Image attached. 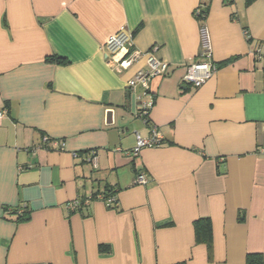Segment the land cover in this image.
<instances>
[{
	"label": "crops",
	"instance_id": "0c3cea01",
	"mask_svg": "<svg viewBox=\"0 0 264 264\" xmlns=\"http://www.w3.org/2000/svg\"><path fill=\"white\" fill-rule=\"evenodd\" d=\"M247 3L0 0V264H264V0ZM197 9L217 73L194 89L183 76L200 61ZM121 28L137 57L117 70L105 45ZM147 54L167 74L130 90ZM152 128L164 142L125 156ZM91 151L94 166L82 164ZM106 187L113 209L64 211ZM21 204L30 218L16 223L8 210ZM197 220L210 224V251Z\"/></svg>",
	"mask_w": 264,
	"mask_h": 264
},
{
	"label": "built area",
	"instance_id": "2783aa9c",
	"mask_svg": "<svg viewBox=\"0 0 264 264\" xmlns=\"http://www.w3.org/2000/svg\"><path fill=\"white\" fill-rule=\"evenodd\" d=\"M195 15L201 21L199 26V43H200V54H199V62L190 65L185 70V74L183 76V84H187L194 89H198L203 86L209 79H211L217 73V65L213 63L212 59V50L209 40V35L207 28L204 23H202V12L201 9H197L195 11ZM132 43V35L125 29L121 28L115 34L109 37L106 45V56L107 58L117 65L116 69L121 70L130 66V64L135 61L136 55L134 53H130ZM146 70H140L134 74V76L129 80L128 87L130 90H134L136 87L140 86L144 90H147L152 80L157 78H162L167 74L168 65L154 57L152 54H147L146 57ZM149 105H143L137 110L136 117L142 119L145 123L147 117V111L149 109ZM4 112L0 113V119L4 115ZM163 142L162 136L157 129L152 128L150 137L141 138L139 135H136V144L132 150L125 151L124 155L129 158H135L139 155L140 151L144 148L149 147H157ZM51 145L53 149L58 151L62 150V144L60 141L50 140L49 138H42L41 146L46 148ZM264 152V145H263ZM95 152L91 151L85 155L80 157L81 161L84 163H89L94 166L95 163ZM75 156V155H74ZM148 183V178L142 172H139L135 176V184L144 186ZM89 196L88 200L85 201V205L90 203ZM95 199L100 201L106 205L113 206L116 202L115 197L110 196L106 198L104 194H98ZM80 201L75 199L72 202L65 204L64 210L67 213H72L76 211L79 207Z\"/></svg>",
	"mask_w": 264,
	"mask_h": 264
},
{
	"label": "trees",
	"instance_id": "16d2710c",
	"mask_svg": "<svg viewBox=\"0 0 264 264\" xmlns=\"http://www.w3.org/2000/svg\"><path fill=\"white\" fill-rule=\"evenodd\" d=\"M250 1H252V0H247V2L249 3ZM247 3V4H248ZM206 15H204V17H205ZM199 19V18H198ZM204 19V18H203ZM248 38V40H250L249 39V37H247ZM47 61H49V62H54V63H56V64H58V65H63V66H65V65H67L68 64V62L65 60V59H63V58H61V57H58V56H50L48 59H47ZM146 119V122H145V124L146 125H148V123H149V121H148V114H147V117H145ZM164 142V141H163ZM162 142V143H163ZM161 143V144H162ZM160 144V145H161ZM159 146V145H158ZM88 153V152H87ZM76 156H78V155H76ZM82 155H80V157H81ZM81 163L82 164H88V165H92V164H89V163H84V162H82L81 161ZM105 193H103L104 194V196L106 197V198H108V197H110V196H113V197H115V193H116V191H115V189L114 188H112V187H106L105 188ZM98 194H93V195H90L91 196V198H90V203H92L93 201H97L96 199H95V197L97 196ZM88 198H89V196H86V197H76L75 199H78L79 201H80V204H79V207H78V209L76 210V211H74V212H72V213H67L66 212V214L67 215H71V214H73V213H75V212H81V211H83V210H85L86 208H88V206L90 205V203L88 204V205H85L84 203H85V201L86 200H88ZM75 199H73L72 201H74ZM116 199V198H115ZM72 201H70V202H72ZM69 203V202H68ZM67 204V203H66ZM115 204H116V202L114 203V205L113 206H109V205H106V207L107 208H109V209H113L114 207H115ZM65 206V205H64ZM64 208V207H63ZM7 210L8 209H6V212H7ZM9 212H11L13 215H15V217H16V220H15V222L16 223H22V222H25V221H28L29 220V218H30V212H28V209H27V206L25 205V204H21V205H19V206H17V207H15V208H12V209H10V210H8ZM65 211V210H64ZM193 227H194V236H195V242L196 243H203L205 246H206V248H207V250H209L210 251V249H211V246H212V244H211V227H210V224L208 223V221H201V220H197V221H195L194 222V225H193ZM178 264H184V263H178ZM245 264H263V259H262V257H261V255L260 254H248L247 256H246V258H245Z\"/></svg>",
	"mask_w": 264,
	"mask_h": 264
},
{
	"label": "water",
	"instance_id": "95a60500",
	"mask_svg": "<svg viewBox=\"0 0 264 264\" xmlns=\"http://www.w3.org/2000/svg\"><path fill=\"white\" fill-rule=\"evenodd\" d=\"M121 120H123V118H121ZM114 124H115L114 111L107 110L105 112V125L106 126H113Z\"/></svg>",
	"mask_w": 264,
	"mask_h": 264
}]
</instances>
